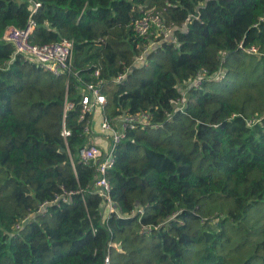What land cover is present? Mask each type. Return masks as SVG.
Returning a JSON list of instances; mask_svg holds the SVG:
<instances>
[{
	"label": "trees",
	"instance_id": "16d2710c",
	"mask_svg": "<svg viewBox=\"0 0 264 264\" xmlns=\"http://www.w3.org/2000/svg\"><path fill=\"white\" fill-rule=\"evenodd\" d=\"M34 1L0 0V264H264V0ZM150 9L170 39L135 32ZM30 21L34 44L72 41L69 72L2 39ZM97 80L107 117L151 115L114 150L108 219L63 116Z\"/></svg>",
	"mask_w": 264,
	"mask_h": 264
},
{
	"label": "built area",
	"instance_id": "2783aa9c",
	"mask_svg": "<svg viewBox=\"0 0 264 264\" xmlns=\"http://www.w3.org/2000/svg\"><path fill=\"white\" fill-rule=\"evenodd\" d=\"M30 11L34 12L40 7V4L34 0H28ZM36 24L30 21L26 28L9 27L2 35V39L11 44L14 54L23 56L26 60L40 66L53 75H60L69 72L72 64L73 43L68 39H61L57 42L34 44L30 41V35ZM154 28L156 36H162L170 39L171 31L166 29L161 20V16L152 9L146 11L140 19L134 22V30L139 36H148L151 29ZM153 43L152 45H154ZM256 48L248 51L256 52ZM205 73H200L189 84L180 87L181 97L173 102L176 108H183L187 96L188 87L197 86L201 77ZM99 73L95 71L93 76L98 77ZM124 74L118 75L115 80L121 81ZM102 81L89 82L79 88L81 96L77 103L64 100L63 116L67 112L79 107V120L84 121L83 133L87 137L86 142L77 152V158L80 162L94 166V188L102 198V216L108 219L112 216L121 217L123 214L113 203L110 197V183L106 173L112 168L115 158L114 150L125 137L127 128L140 125L142 128L150 124V112L141 111L134 114H121L116 118L107 117L104 111L105 97L100 90ZM60 135L66 141L70 136V130L63 123ZM66 199V198H64ZM44 204H42L43 206ZM141 212V208H137ZM133 213V211H132ZM105 264H109V259H104Z\"/></svg>",
	"mask_w": 264,
	"mask_h": 264
}]
</instances>
